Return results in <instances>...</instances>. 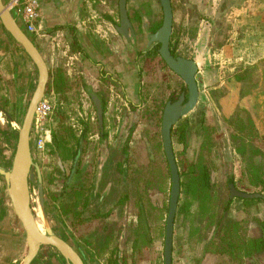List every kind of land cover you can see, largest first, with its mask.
I'll use <instances>...</instances> for the list:
<instances>
[{"label": "flooded vegetation", "instance_id": "af4514ba", "mask_svg": "<svg viewBox=\"0 0 264 264\" xmlns=\"http://www.w3.org/2000/svg\"><path fill=\"white\" fill-rule=\"evenodd\" d=\"M161 9L163 12L162 5ZM38 10L40 13V6H38ZM132 27L135 36H131L130 40L120 34L124 37L125 42L124 63L129 60L131 51L133 53L131 49L136 38L133 23ZM155 32H151V34ZM150 35L148 36V48L137 51L136 59L140 61L141 58L145 61L157 56L169 68L160 53L145 59L139 54L140 52H147L154 46H158L159 52L160 44L151 42ZM173 37L172 31L170 47L171 43H175L177 48V42ZM136 59L132 60L133 65ZM143 70V67L138 66L139 72L136 77L131 76L128 72L126 73L128 76L124 78L117 76V74L116 76L110 75L102 70L100 84L101 82L103 84L97 89L88 85L84 78H81L83 90L91 99L96 114L92 117H89L87 113L80 115L76 120L77 124L70 122L68 126H65L67 127L65 133V153L67 156L65 159L59 160L60 152L54 145V133L56 132L50 131L51 141L47 150L55 154V160L49 171L47 186L55 206L62 207L60 211L65 212L66 217L65 221L61 218L64 226L58 220L56 224L62 230L64 235L62 238L78 252L84 260V264H166L167 222L172 200V174L164 149L162 118L168 101H176L184 92L187 95L188 89L184 82V87L177 90L172 88L163 102L159 96L151 95V98H148V94L144 92L142 87L144 83ZM170 70L179 76L172 69ZM126 82L135 83L136 89L133 90L137 94L136 102L128 98ZM103 86L104 88H102ZM89 87L95 89L103 100V129H101L94 101L88 92ZM119 101L120 103L114 105V102ZM145 106L149 107L146 108ZM144 109L147 111L144 112ZM144 115L145 121L143 120ZM186 116L188 114L180 118L172 128V144L181 178L180 195L174 216L172 264L263 263L264 252L251 248V253L248 254L247 246L250 238L261 235L258 220L264 219L256 221L258 232L251 235L243 221L229 217L210 216L211 210L202 212L197 201L191 203L189 213L183 210L186 202L185 177L182 175L183 169L180 166L182 163L177 159L174 136L179 143H182L181 153L187 149L184 152L187 156H191L192 153L199 150L201 145L200 136L189 128L186 130L185 140L179 138L178 127L186 121L190 122L188 119H184ZM204 116L205 114H202L200 118H205ZM199 120L195 123L197 124ZM159 125L161 126V142H155L149 129L151 127L157 128ZM140 126H144L142 128L145 131L142 129L143 133H139L137 139L134 134ZM209 127L212 129L211 126ZM33 133L32 126L31 143L32 137H34ZM195 137H197L198 145L194 147L193 138ZM159 144L163 150L162 155L166 163L165 170L149 167L155 164V154L158 150L155 148ZM210 165L208 171L212 179L214 175ZM218 166L222 167L219 164ZM229 170L230 168H225L223 171L225 173ZM168 176L171 179L170 183H168ZM212 182L210 184L213 187L211 194L217 197V189L213 179ZM225 183L227 196L229 195L232 200L230 205L236 199H245L239 196L231 197V184H234L238 190L244 191L238 187L232 175L226 177ZM260 197L264 201V195L262 194ZM257 198L259 197L248 199ZM215 202V199L214 202H207V209L210 204L216 205ZM218 218L226 221V223L233 221L239 223V229L244 231L241 234L244 238L235 236L237 247L223 248L218 246L215 239L222 233L219 231L221 225H216ZM242 244L244 247H240ZM54 249L65 264H70L56 248Z\"/></svg>", "mask_w": 264, "mask_h": 264}, {"label": "crops", "instance_id": "0c3cea01", "mask_svg": "<svg viewBox=\"0 0 264 264\" xmlns=\"http://www.w3.org/2000/svg\"><path fill=\"white\" fill-rule=\"evenodd\" d=\"M38 2L41 16L36 24V30L30 32V35L49 65L50 80L48 95L45 97L48 102H52V95L65 97L69 89L68 86L65 92L56 93L53 79L58 70H61L68 79L69 85L70 81L76 79L81 81V78H84L88 85L97 89L103 84L102 82L100 84L102 70L110 75L120 76L122 70L129 69L130 64L125 67L118 61L120 56L124 58L126 55L124 37L117 30L120 23L119 0H38ZM172 3L175 37L173 38L177 42V52L195 59L198 64L196 79L199 100L195 110L200 108L205 111V124L217 127L221 120H227L232 116L242 89L240 83L230 85L227 81L229 72L236 69L234 72L238 74L252 66L255 67L259 87L251 102L257 106V127L263 128L264 0H172ZM127 9L136 30L133 44L135 48L138 40L143 42L144 38L151 34V29L162 22V9L158 0H128ZM222 31L225 33L224 37L220 36ZM12 41L14 43L8 40V43L1 45L5 55L0 62V73L3 75L0 78L2 84L8 87L0 97L7 95L9 108L19 112L29 102L28 97H32L31 93L34 92L33 88H36L38 81V71L25 50L16 41L13 39ZM184 48L192 50L187 54L183 51ZM133 66L135 70V61ZM126 84L128 98L136 102L137 94L133 90L136 89L135 83ZM82 92V95H86L83 88ZM52 105L55 106L53 102ZM50 131H47L44 141L46 148H49L51 141ZM33 134L34 140L38 138L35 156L43 145L42 137ZM15 149L16 145L10 146L0 153V167L9 166ZM234 151L236 152L235 148ZM40 171L43 178L45 212L51 216L52 227H58L57 220L64 226L62 220L66 219L65 212L60 211L62 207L55 206L48 191L49 172L47 178L41 167ZM10 205L7 184L0 173V264L7 261L5 248L10 247L9 243H15L17 248L20 244V249L24 248L21 262L27 254L28 244L24 231L20 227H14L7 216ZM17 228L22 232L19 233ZM59 230L60 232L56 233L64 237L62 230ZM42 250L41 248L37 261L33 264H52L50 260L55 263L57 256H51L49 251L43 256Z\"/></svg>", "mask_w": 264, "mask_h": 264}, {"label": "rangeland", "instance_id": "374dc122", "mask_svg": "<svg viewBox=\"0 0 264 264\" xmlns=\"http://www.w3.org/2000/svg\"><path fill=\"white\" fill-rule=\"evenodd\" d=\"M176 25L178 26L177 23ZM4 29L5 28L0 22V45H2V43H6V42L8 43V40H11V43L13 42L12 38H10L11 36L9 35V33L7 31H4ZM222 32H220V36L224 37L225 33L224 31ZM191 34H192V31H191ZM148 41H149L148 37L144 38L143 42L138 40V42L135 45V48L133 47L131 49L133 50V53L131 51L130 58L126 63L123 62L124 60L123 56H120L118 58V61L121 64H123L125 67H127L126 66L127 64H131L128 70L127 68L122 70L121 72L122 76L119 73L118 74L120 75L121 78H124L125 76H128L126 75V73L130 72L129 74H131V76L136 77L139 72L138 66L143 67L144 70L142 72H143L144 83L142 84V87L144 88V92L148 94L147 95L148 98H151V95L159 96L163 102L166 99V97L169 95V92L171 91L172 88L177 90L179 88L184 87L185 83L181 77L174 74L165 65V63L161 61L160 57L155 56L145 61L141 58H140V61L136 59L137 57L136 52L140 50H146L148 48ZM216 43L218 44L219 41L218 42L216 41ZM191 50L192 49H187V48L183 49V51L187 54H189ZM134 59L137 60V63L135 64V70H134V66H132L133 65L132 60ZM243 70L241 72H243ZM234 71H236V69ZM234 71L231 70V72H229L230 75L227 81L232 86L236 83H240L241 84L240 87L242 89L241 93L243 92V94H240L239 102L237 103L236 109L231 117L234 116L238 108L241 111H244L242 114L246 121H247L246 111L250 112L251 115L253 114L252 116L256 124L257 138L254 140H251V144L254 147H259L262 149V151H264V127L263 128L257 127V121H258L257 106L256 105L254 106L251 102V98L255 94V91L259 87V85L258 87H255L252 85L251 86L247 85L246 82L242 83V81L236 78L238 74H235ZM37 76H38V72H37ZM0 77H3L2 73H0ZM232 77L234 78L233 81L231 80ZM254 78L255 79H251L250 81L258 82L255 74H254ZM1 80L2 78H0V95L4 94L6 88L8 87L5 84H2ZM70 82L71 83L69 85V89L67 90V95H65V97L64 96L63 97L62 96L52 97L54 96L52 95L51 101L54 103L55 106H53L52 102L49 101V103L52 105V108L48 112V114L45 116V118H41L38 115L37 116L38 120L34 119V122H33V128H34L33 132L35 134H38L40 138L42 137V145H43L40 151H38L37 154H35L34 162L39 164L43 172L46 173L47 178H48L49 169L52 167L54 160H55V154L53 152H48L44 144L47 131L54 130L56 133L64 135L63 130H62L63 127L68 126L70 122L77 124L76 120L78 119V117H80V115H86L87 113L89 117H92V116H95L96 114L95 108L89 96L82 95L83 87H82L81 81L79 79H76ZM9 83H13V82H9ZM227 86H229V84H227ZM33 90H35V88H33ZM32 94L33 93H31V96ZM30 98L31 97H28L27 101H30ZM7 100H8L7 95L0 97V119L3 120L2 123L0 120V153H2L4 149L9 148L10 146L14 147L17 144L18 133L22 125L26 109L29 104V102H27L26 105L23 107V109L17 112L13 108H9L10 105L7 104ZM116 103H120V101L114 102V105ZM59 107H60V110H59ZM145 107L148 108L149 106L148 107L145 106ZM3 109L4 111L7 112V114L4 111H2ZM145 109H144V112L147 111ZM202 114H205V111H203L200 108H197L196 110L188 114V116H186L184 119H188L191 123H193L194 128H197V126L195 127L196 125L195 122L199 120ZM231 117L227 120H221V122H219L217 127H212L211 129V134L214 140L211 158L212 159L215 158L216 161H218V164L222 166L221 167L222 169H221L217 164L216 165L213 164V161H212L213 166L212 164L210 165V167L213 169V175H214L212 179L216 186L215 188L217 189V197H216V202H215L216 205L223 203L225 199L227 198V193H226L227 189H226L225 180H226V177L230 175L234 177L235 182L240 189L244 191H248V192H260L264 195V188L262 186L256 187L250 183L248 171H247L249 159L248 160L247 158L244 159L243 156H241L240 154L234 151V145L231 139V132H233V128H231V126L228 124V122L231 120ZM145 118L146 117L144 115L143 116L144 121H145ZM224 122L227 123L228 125H226ZM142 127L144 128V126H140L137 129L136 134H134L135 136H137L136 137L137 139L139 138L138 136L139 133L141 132L143 133ZM197 130L194 129L196 134H197ZM149 132H150V135L154 136L153 138L155 142L156 141L161 142L160 140L161 139L160 138L161 126L160 125L157 128L151 127L149 129ZM174 138H175L174 147L176 150L177 159L180 162L182 161V154H181L182 143L178 142L176 136H174ZM134 141L136 142V140ZM193 143H194V147L197 146L198 140L194 139ZM33 144H34V137H32V147H33ZM157 148L159 152L158 150L156 151L155 164L149 167H157L158 169L165 170L166 163L162 155V152H163L162 146L159 144L156 146L155 149ZM250 151L251 149H249V151L247 152V155L249 156V158H250ZM257 159H258L257 162L262 166L263 172H264V155L259 156ZM225 168H230V170L224 173L223 170H225ZM33 169H34V172H36L35 168ZM181 169H183L182 164H181ZM170 182H171V179H170V176H168V183ZM32 203L35 207H39V206L41 207L37 177H36V182L32 184ZM45 215L47 218L48 227L52 228L55 232L56 231L60 232L58 227L56 226L52 227L53 223L51 222V216H49L46 212H45ZM7 216L10 217L9 221L13 224L14 227L22 228L26 236V231L24 229V226L19 220V218L17 217V215L15 214L12 204L9 207V212ZM228 217L230 219L232 218L235 220L243 221V224L249 230L248 232L251 235H254L258 232L256 221L258 219H264V201L256 200L253 202H246L240 199H236L233 201L232 205L230 206V210L228 211ZM20 228H17L19 233L22 232ZM9 246H10L9 248L8 246H6L5 248V253L7 254V257H6L7 261L4 264H19L22 260L21 257L23 256L24 248L20 249V246H21L20 244H18V248H17V245L15 243L14 244L9 243ZM42 249H43L42 250L43 256L47 255V251H49V254L51 256H54V255H55L54 257L57 256V260L55 261V263H53L50 260L52 264H65V262L58 256L56 250L52 248L51 246H44L42 247ZM27 252H28V245H27ZM35 261H37V258L36 260H34L33 263H35ZM261 264H264V262Z\"/></svg>", "mask_w": 264, "mask_h": 264}, {"label": "water", "instance_id": "95a60500", "mask_svg": "<svg viewBox=\"0 0 264 264\" xmlns=\"http://www.w3.org/2000/svg\"><path fill=\"white\" fill-rule=\"evenodd\" d=\"M159 1L163 8V22L160 28L150 35V41L160 44L159 53L161 57L170 69L183 78L188 89L187 95L184 92L176 101H168L164 108L162 118L164 149L172 174V200L167 222L166 240V264H172L174 216L176 214L181 189V178L172 144V128L180 118L189 114L197 105L199 99V86L196 79L198 64L193 58L174 55L172 53L170 47L174 21L172 0ZM8 2L9 0H0V22L12 39L30 56L38 70L37 85L29 101L18 133L15 152L9 162V166L0 167V173L5 178L14 212L26 231L28 252L21 264H31L44 246L56 248L70 264H84V260L78 252L52 228L47 227L45 233L40 230L36 222L35 213L32 210V184L36 182L37 177L40 203L45 214L43 178L40 166L34 162V151L38 143V138H35L32 149L31 130L39 103L48 95L47 89L50 80V69L48 62L31 38L30 33L23 26L17 11L11 9ZM119 9L121 21L117 26V30L121 35L130 40L131 36H135V32L128 14L127 0H119ZM4 55L5 52L0 45V62ZM88 92L94 101L101 129H103V100L95 89L93 90L89 87ZM4 112L7 114L6 111ZM33 168L36 169V172H34ZM230 187L231 197L255 198L262 196L260 193L238 190L234 184H231Z\"/></svg>", "mask_w": 264, "mask_h": 264}, {"label": "trees", "instance_id": "16d2710c", "mask_svg": "<svg viewBox=\"0 0 264 264\" xmlns=\"http://www.w3.org/2000/svg\"><path fill=\"white\" fill-rule=\"evenodd\" d=\"M162 22L158 23L151 29V32H155ZM171 49L172 52L175 55H179L180 53L177 52V48L175 43H171ZM140 55H142L145 58L159 55L158 52V46H154L153 48H150L147 52H140ZM256 70L255 67H247L243 70V72L238 73L236 78L242 83H245L249 86H255L258 87L259 83L257 81L251 82V79L254 78ZM103 73V72H102ZM253 75V76H252ZM54 89L56 93H63L66 91V89L69 86V81L66 79V77L62 74L61 70H58L56 73V76L53 79ZM249 92V91H248ZM243 94V92H242ZM241 108V107H240ZM244 111H241L239 108L234 114V116L231 118V120L228 122V124L233 128V132L231 133V139L233 141V145L235 150L243 156V158H247L248 161V176L250 183L253 186H262L264 188V172L262 166L257 162V158L259 156L264 155V151H262L259 147H254L251 144V140H254L257 138V131H256V124L253 119V114L251 115L250 112H247L246 118L243 117ZM194 128L193 123L191 122H185L182 126L178 127L177 132L179 133V138L181 140H185L186 138V130L187 128L194 131V129L197 130V134L200 136L201 139V145L199 150L192 153L191 156L185 155L184 152H186L187 149H184L182 154V166L183 171L182 175L185 177L184 186H185V193H186V202L183 206V210L185 212H188L190 210L191 203L193 201H197L200 205V210L202 212H209L211 210L210 216H218V217H228V211L230 209V204L232 200L229 198V195L225 199V201L218 205L210 204L209 208L207 209V202H214V199L216 200V197L212 195V186H210L212 182V179L210 178L209 173V165L217 164V161H215V158H211L212 155V148L214 140L212 138L211 134V128L205 124V118L201 117L199 122L195 125ZM63 133H54V145L56 149L60 152V158L59 160L65 159L67 154L65 153V133L67 131V127H63ZM62 132V131H61ZM60 132V133H61ZM196 134V132L194 131ZM250 151V158L247 155V152ZM62 158V159H61ZM212 164V166H213ZM181 166V164H180ZM230 181L232 179L230 178ZM243 199V198H242ZM246 202H253L256 200H262L261 197L257 199H243ZM217 207V209H216ZM216 225H221L220 230L222 233L220 236H218L215 241L217 242L219 247L227 248L228 246L231 247H237V240L235 236H239L241 238H244V236H241L243 230L239 229V223L237 221H233L231 223H226V221L217 220ZM259 229L261 232V235L255 238H250L248 242V254L251 253V248H254L256 250H259V252H264V220H258ZM240 247H244L243 244ZM234 250V249H233Z\"/></svg>", "mask_w": 264, "mask_h": 264}, {"label": "built area", "instance_id": "2783aa9c", "mask_svg": "<svg viewBox=\"0 0 264 264\" xmlns=\"http://www.w3.org/2000/svg\"><path fill=\"white\" fill-rule=\"evenodd\" d=\"M8 5L11 9L17 11L20 20L27 31L34 32L36 30V24L40 16L37 0H9ZM51 108L52 105L44 98L39 103L36 112L37 116L39 115L41 118H45ZM35 119L38 120L36 116Z\"/></svg>", "mask_w": 264, "mask_h": 264}, {"label": "bare ground", "instance_id": "6f19581e", "mask_svg": "<svg viewBox=\"0 0 264 264\" xmlns=\"http://www.w3.org/2000/svg\"><path fill=\"white\" fill-rule=\"evenodd\" d=\"M36 117H37V113H36ZM32 210L35 213L36 222H37L40 230L45 233L46 232V228L48 227V224H47V219L45 217V214H44L43 210L41 209L40 206L39 207H35L33 205V203H32Z\"/></svg>", "mask_w": 264, "mask_h": 264}]
</instances>
